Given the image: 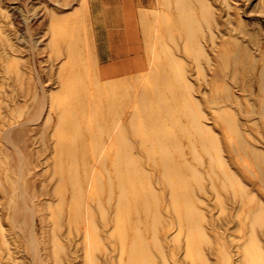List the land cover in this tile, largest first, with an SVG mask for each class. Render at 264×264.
I'll list each match as a JSON object with an SVG mask.
<instances>
[{
    "label": "rangeland",
    "instance_id": "374dc122",
    "mask_svg": "<svg viewBox=\"0 0 264 264\" xmlns=\"http://www.w3.org/2000/svg\"><path fill=\"white\" fill-rule=\"evenodd\" d=\"M203 1L210 15L207 22L200 13L195 15L200 23L197 43L204 51L195 55L182 43L172 0H0V264H103L105 259L116 264L120 256L122 264H130L133 256L140 264H243L242 251L251 257L250 264H264V223L250 224L245 218L239 189L245 187L251 199L244 208L264 214V173L260 181L261 175L242 154L221 153L239 181L224 182L225 188L216 180L221 158L213 146L207 152L195 146L202 163L184 156L195 169L210 172L196 184L190 174H182L194 194L196 204L190 209L204 215L203 236L189 232L196 244L189 255L178 218L187 204L181 198L170 201L160 183L161 167L149 169L147 163L148 157L151 163L162 158L181 162L180 154L196 145L186 118L191 99L199 105L194 113L201 109L206 117L200 114L202 120L199 115L197 119L210 125L222 147L236 144L228 125L218 119L225 112L264 155L262 126L256 118L258 91L247 70L248 59L258 61L264 51V0ZM191 2L197 11L195 0ZM126 11L139 39L144 38L150 66L135 77L125 74L101 82L95 61L103 70L116 66L118 52L122 61L130 58L126 51L138 43L126 31ZM237 43L240 57L247 50L244 64L231 57ZM214 53L229 59L226 70L214 62ZM171 57L174 74L168 68ZM103 87L110 91L100 94ZM155 89L166 101L157 102V93L144 101L142 90ZM118 121L132 122L137 139L128 136V141L147 148L141 156L132 153L144 166L139 161L131 174L114 173L123 164L114 157L117 143H110L118 136L112 124ZM157 134L159 142L154 140ZM163 142L167 150L159 147ZM30 231L35 232L37 248L27 247ZM237 242L245 245L239 253Z\"/></svg>",
    "mask_w": 264,
    "mask_h": 264
},
{
    "label": "bare ground",
    "instance_id": "6f19581e",
    "mask_svg": "<svg viewBox=\"0 0 264 264\" xmlns=\"http://www.w3.org/2000/svg\"><path fill=\"white\" fill-rule=\"evenodd\" d=\"M174 2V5H175V8H176V13H177V24L178 26H181V30L183 32V35H184V40L182 41L183 45L190 49V51L192 52V54H195V55H198V54H203V48H202V45H200L199 43H197V37H198V31H199V20H197V17L195 16L197 13H200L201 17L204 18V22H207V18L209 17L210 15V10H209V7L206 3H204L203 0H195L197 6H198V10L195 11L193 9L194 5L192 4L191 0H172ZM260 1V0H259ZM258 2V0H257ZM81 7H82V4H81ZM84 7V6H83ZM250 12V11H249ZM262 13V12H261ZM227 14V13H226ZM244 15V14H243ZM248 16V15H247ZM257 16V15H256ZM226 17V15H225ZM250 17V15H249ZM251 17H254L251 15ZM74 19L76 20V22H78L79 20V17L78 16H74ZM255 19H257L255 17ZM228 20V19H227ZM250 20V19H249ZM258 20V19H257ZM75 22V21H74ZM229 23V21H228ZM249 23V22H247ZM246 22H240V24L242 25H247ZM264 23V22H263ZM261 24V23H260ZM82 25V24H81ZM126 25V24H125ZM215 26V25H214ZM263 28H264V24H262ZM261 26V27H262ZM133 27V26H132ZM262 28V29H263ZM206 29V28H205ZM207 30L209 31L208 27H207ZM207 31V32H208ZM261 31V30H259ZM210 32V31H209ZM208 32V33H209ZM212 33V32H211ZM210 33V34H211ZM216 33V31H215ZM262 35H263V41H264V33L261 32ZM252 34V33H251ZM251 34H250V37H251ZM257 34V32L255 33ZM209 36V35H208ZM257 36V35H256ZM202 38V37H201ZM230 38V37H229ZM144 38H142L141 36V44L143 45V40ZM261 40V39H260ZM184 41L185 44H184ZM211 41V39H210ZM238 44H236L235 46V49H236V54H233V56L231 55L232 59H233V62H238V59L241 58L243 60V64L245 62H247V58H248V54H247V50L245 49L242 53H241V57L238 55V52L239 51V48H238ZM264 44V43H263ZM213 45V44H212ZM262 46V45H261ZM187 49V50H188ZM192 49V50H191ZM175 50V49H174ZM185 50V49H183ZM263 50V49H262ZM68 54H72L71 52V49L68 48L67 49ZM147 52V51H146ZM185 52V51H184ZM145 53V52H144ZM186 53V52H185ZM188 53V52H187ZM186 53V55H187ZM217 53L215 54L214 53V58H212L214 60V62H221L222 63V67L224 68V70L227 69V64L229 63V59L227 57H225L223 54H218L217 56ZM207 56V55H206ZM260 56L259 57L260 59L255 60L256 58H253V57H250L248 60V72L251 74V77L253 78L254 77V83L257 87V91H258V97H257V102H258V106L256 108L257 112H256V117L257 119H259L260 123H261V126H262V138H263V141H264V51L263 53H260ZM197 57V56H196ZM195 57V59H196ZM208 57V56H207ZM175 59V58H174ZM174 59H172V57L170 58L169 62H168V68L169 69H172L173 73L171 74H174L175 72L174 71H177L176 68H174V64H175V61ZM232 59L230 58V61L232 62ZM177 60V59H176ZM209 60V58H208ZM206 61V60H205ZM232 62V63H233ZM234 65V64H233ZM150 65L147 64V67H149ZM186 67V66H185ZM231 68V67H230ZM233 70V68H232ZM171 72V71H169ZM231 72V71H230ZM177 74V73H176ZM141 75V74H140ZM228 76V75H227ZM223 77H226L224 74H223ZM98 78V76H97ZM99 80V78H98ZM178 80V79H177ZM100 81V80H99ZM165 83H167V81H164ZM224 86V85H223ZM191 90V89H190ZM189 90V91H190ZM101 93H105L106 91H110V90H106L104 87L99 89L98 90ZM223 91V90H222ZM157 93L159 98L156 99L157 102H164L166 101L165 97L163 94H161L159 91H157L156 89L153 90L152 92H144L142 90V97H144V101H147V100H151L152 96ZM225 94V93H224ZM189 95V94H188ZM157 96V95H156ZM190 96V95H189ZM188 97V96H187ZM225 97V96H224ZM194 99V97H193ZM195 100V99H194ZM197 100V99H196ZM195 100V102L193 103L192 102V99L189 100L188 102V108L186 110V118L188 119V125H189V129H190V132H192V134H194L196 136V145H193L191 144L189 147V152L188 153H185V154H180V156H190L191 157V161H194L195 162H201V158H198L196 157L197 153V148L195 146L198 147V149L200 148V150L204 151V152H207L209 150V147H214L215 151L218 150V151H214L215 153H217L218 157L220 156L221 158V153L222 152H225L227 153L228 155L230 153H236L238 155H240L241 157H244L245 160L248 162V164L254 166V168H256V170L259 172V174L261 175L260 178H258L260 181H261V178H262V174L264 173V155H263V150L262 149H259L258 146L256 147L255 145H252L250 142H248L244 137H243V133L241 131H243L240 127L239 124H237L236 122H234V120H231V118H229V116L227 117L224 113L218 115V119L220 121V123H223V124H226L227 126V129L229 128L232 132V134L234 135L235 137V140H236V144L235 146H233L232 148V145H229V144H226L224 145L223 147L221 146V144L217 141V137H215V135H213V131L211 132V128H210V125L208 126L207 124L201 122L200 120L202 119H206V117L204 116V113L201 112V109L199 110L200 112H198L199 114H195L194 113V106H196L198 108L199 105H194L195 103H197V101ZM205 100V99H204ZM227 100L230 101V99H228L227 97ZM34 101V100H33ZM227 101V102H228ZM237 101V100H236ZM210 102V100H209ZM208 102V103H209ZM212 104H215L216 100L212 99L211 100ZM210 102V103H211ZM207 103V102H206ZM228 104V103H227ZM227 104L224 105L225 109L228 108ZM210 104H208L209 106ZM211 106V105H210ZM236 106V105H235ZM239 106V105H238ZM187 107V106H186ZM232 107V106H231ZM215 108V107H214ZM222 108V107H221ZM238 110L239 107H237ZM255 108V107H254ZM217 109V108H216ZM219 109V108H218ZM224 109V108H222ZM224 109V111H225ZM221 110V109H220ZM230 111V108L228 109ZM254 110V109H252ZM252 110L250 112H252ZM227 111V110H226ZM165 112V110H164ZM219 112V111H218ZM223 112V111H222ZM228 112V111H227ZM249 112V113H250ZM41 113V112H40ZM229 113V112H228ZM242 113V112H241ZM166 114V112H165ZM200 114H203V118L202 115V119L200 117ZM246 114V113H245ZM196 115H199L198 117H200V120L197 119ZM246 117H249L250 115H245ZM162 117V116H161ZM158 118V117H157ZM251 118V117H249ZM254 118V117H253ZM252 118V120H253ZM214 120V119H213ZM219 121H216L215 123L217 124V122ZM239 121V120H238ZM25 122V121H24ZM27 122V121H26ZM255 121H253L254 123ZM29 123V122H27ZM26 124V123H24ZM114 124V127H116V131L118 132V136L116 137H111L110 138V143H117V147H118V152L115 153V158L119 159V160H122L123 164L121 166V168H118L117 170L115 169L114 173L117 174L118 172L119 173H122V172H129L131 174L132 170H136L137 166H138V162H139V166L143 165V162L141 161V157H135L137 159H134V157L132 156V153L135 152L136 155L138 156H141L140 153H143L145 152L146 154V150L147 148L145 147V145L143 144H140L139 145H136L135 143H132L131 141H128L129 140V137L130 136L131 138H134V139H137V134L135 132V127L133 125L132 122H121V121H118L117 123H112ZM19 125V124H18ZM23 125V124H21ZM254 126V125H253ZM5 131V130H4ZM158 133H161V129L158 128ZM215 133V132H214ZM246 133V132H245ZM247 135V133H246ZM158 138L157 139H154L156 142L160 141L161 140V134H157ZM221 139V138H220ZM189 141V140H188ZM219 144V147L218 145L215 146V143ZM255 142V141H254ZM164 145L165 142H163V144L161 143L159 145L160 148H164V150H167L166 148L168 147H165ZM184 148V147H183ZM188 149V148H187ZM183 150V149H182ZM180 151V150H179ZM160 152V151H159ZM181 153V152H180ZM149 155V154H147ZM99 156V155H98ZM162 156V155H161ZM182 157V158H183ZM145 158V157H144ZM147 159V157H146ZM181 159V158H180ZM137 160V161H136ZM149 157H148V162L149 163L147 166L150 168H155L157 167V164L159 167H161V174L159 177L161 179V184L163 186V188H165L166 190H168V194H169V198H170V201H175L177 198H181L183 199V201H185V203L187 204V207H185V209L183 210V215L182 216H178L179 218V227H181L180 229L181 230H184V233L186 234V239H185V252H186V255H189L191 253V251H193L194 249L196 250V244H195V240L191 237V235L189 234V232H191V230H197L199 233H201V237L203 236L202 235V231H203V228L202 226L200 225V221H201V216H204L201 212V210H198V208L192 210L190 209V205H194L195 206V199H193L194 197V194L192 193L193 191H191L189 189V186L187 184V181L186 179H184V176H182V174L184 173H188L191 175V178L193 179V182H195V184L197 182H199V179H202L203 178V173L205 172H201L199 171L198 169H195L191 163V161L189 162L187 160L186 157H184V160L181 161V162H177V161H174L172 160L171 158H162L161 160H153V162L151 163L149 161ZM146 161V160H145ZM218 161V174H217V178L216 180H218L219 182V185L220 187H223L225 188L223 185H224V182H227V185L229 182H232V183H235V182H239L237 180V175L233 174V172L231 173L229 167H228V164L227 162H225L222 158L221 159H217ZM196 164V163H195ZM144 166V165H143ZM208 168H210L209 170L212 171V159L209 157V160H208ZM152 170V169H151ZM18 173V172H17ZM118 173V174H119ZM209 173L210 172H206L205 175L207 174V176H209ZM28 174V173H27ZM174 177V178H171V177ZM176 178H180L178 180L175 179ZM208 178V177H207ZM257 178V177H256ZM141 179V177H140ZM174 180V182H172V180ZM209 179V178H208ZM210 180V179H209ZM109 181V179H108ZM203 181V180H202ZM211 181V180H210ZM110 183V181H109ZM107 183V184H109ZM119 183V182H118ZM209 184H211L209 182ZM119 189H118V192L119 190L121 191V184L119 183ZM241 186V185H239ZM178 187L181 189V191L178 189ZM177 188V189H176ZM198 188V187H197ZM208 188V187H207ZM245 187H239L240 189V192L242 193V195H244V202L242 203V209L244 211V214H245V218L249 219L250 221V224H254V223H259V224H262L264 223V214H262L261 210H256L255 211H251V210H246L244 208V204L251 201L250 197L247 196V191H245L244 189ZM192 189V188H191ZM202 189V188H201ZM209 189V188H208ZM198 191V190H197ZM231 193V192H230ZM111 192H110V195L109 197L111 198ZM119 196V193L117 194ZM151 195V194H150ZM231 195V194H230ZM251 196V195H250ZM120 197V196H119ZM124 197V196H123ZM118 198V197H117ZM238 200V199H237ZM240 201V200H239ZM238 201V202H239ZM96 202V201H95ZM201 204H203L201 201H200ZM117 207V206H116ZM206 207V206H205ZM90 209V208H89ZM116 209V208H115ZM119 211V210H118ZM116 213V212H115ZM112 215V214H111ZM183 218V222L181 221V219ZM243 219V217H242ZM23 220V219H22ZM44 220V219H43ZM113 219H109V221ZM30 221V220H29ZM138 222V221H137ZM90 224V223H89ZM93 225V224H92ZM176 225H177V222H176ZM247 226V225H246ZM252 226V225H250ZM30 227V226H29ZM171 227V226H170ZM251 228V227H250ZM258 228V227H257ZM87 230V229H86ZM248 233V232H247ZM246 233V234H247ZM107 234V233H106ZM29 235V239H27V247L28 249H33V248H37V242H35L36 238L34 237L35 236V232H29L28 233ZM205 235V234H204ZM248 235V234H247ZM4 238V237H3ZM205 238V237H204ZM223 238V237H222ZM99 240V239H98ZM100 241V240H99ZM110 245V244H109ZM158 245V244H157ZM223 245V243H222ZM230 245V244H229ZM87 246V245H86ZM131 246V245H130ZM178 246V244H177ZM225 246V245H223ZM222 247L221 251H220V254L223 256V258H225V256L227 255L225 250H224V247ZM133 247V245H132ZM132 247L130 248V256L128 254V256L131 257L134 255L133 254V250H132ZM220 247V248H221ZM236 250L238 251L239 253V250H243L245 245L244 243L243 244H240L239 242H237L236 244ZM87 249V248H86ZM134 249V248H133ZM258 249V248H257ZM7 250V248H6ZM88 250V249H87ZM177 250V249H176ZM30 251V250H29ZM108 251V250H107ZM107 251L104 252V254H107ZM135 251V250H134ZM258 252H260L259 250H257ZM33 252V251H32ZM31 252V253H32ZM93 253V250H90V251H87V255L88 253ZM244 251H242L241 253V262L243 264H250L251 262V257H249V255H246L243 253ZM136 253V252H135ZM103 254V256H104ZM121 254V253H120ZM127 254V253H126ZM7 255V254H6ZM118 255V254H117ZM34 256V255H33ZM162 256V254H161ZM221 256V257H222ZM35 257V256H34ZM128 257V260L130 261ZM134 257L133 256L132 258V261L130 262V264H140L138 263V261H135L134 260ZM257 257V256H256ZM122 256H120V259L119 260H115V261H118L116 264H122ZM164 258V257H163ZM103 260V259H102ZM224 261V260H223ZM98 262V261H97ZM225 262V261H224ZM52 264V263H51ZM103 264H115L114 262L111 261V259H108V261H106L105 259V262ZM223 264V263H222Z\"/></svg>",
    "mask_w": 264,
    "mask_h": 264
},
{
    "label": "crops",
    "instance_id": "0c3cea01",
    "mask_svg": "<svg viewBox=\"0 0 264 264\" xmlns=\"http://www.w3.org/2000/svg\"><path fill=\"white\" fill-rule=\"evenodd\" d=\"M132 13L134 14V17H136L135 19L139 18V15L136 16V12L134 10L132 11ZM124 18L126 20V31H128V34L131 35V37L134 36L136 41L138 40V43L135 45V47L130 46L129 50L126 51V54H131V56L133 57L130 56V58L124 59L122 61L120 52H118L119 54L114 58L116 61H118L116 66L107 67L104 68V70L103 68H98V63L94 60L96 65V74L101 82L109 78H116V76H123L125 74H129L130 77H135L143 74L144 71L146 72V70L148 69V56L144 53L143 46L141 44V38L139 39L138 37V28L133 25L134 23L132 21L129 20L132 18L131 12L126 11Z\"/></svg>",
    "mask_w": 264,
    "mask_h": 264
}]
</instances>
